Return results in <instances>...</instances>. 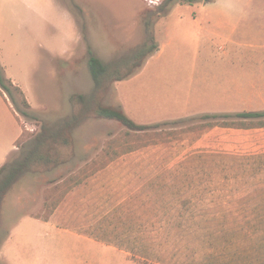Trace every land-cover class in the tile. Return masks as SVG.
I'll return each instance as SVG.
<instances>
[{
	"label": "rangeland",
	"instance_id": "rangeland-1",
	"mask_svg": "<svg viewBox=\"0 0 264 264\" xmlns=\"http://www.w3.org/2000/svg\"><path fill=\"white\" fill-rule=\"evenodd\" d=\"M164 1L0 0V64L37 117L17 120L0 93V162L20 126L8 162L80 110L71 97L94 89L88 44L111 62L155 38L144 66L101 95L138 124L264 112V0H176L166 13ZM234 121L136 135L89 115L55 145L57 168L37 165L8 192L0 264H237L242 221L264 213V130Z\"/></svg>",
	"mask_w": 264,
	"mask_h": 264
},
{
	"label": "trees",
	"instance_id": "trees-1",
	"mask_svg": "<svg viewBox=\"0 0 264 264\" xmlns=\"http://www.w3.org/2000/svg\"><path fill=\"white\" fill-rule=\"evenodd\" d=\"M173 1L176 0H165L157 9L160 12L166 13V8ZM178 1L186 4L194 3V0ZM74 6L80 13H82L79 6L76 4ZM156 49L157 44L155 38L150 36L147 42L135 49L133 53L123 55L111 62H105L96 55L90 44L87 45L88 68L94 84L93 92L89 96L82 94L73 95L71 101H77L81 105L80 110L57 124L55 127L49 128L43 126L41 133L29 142L27 148L23 151L21 158L8 162L0 168V212L8 192L25 174L31 171L33 167L44 165L52 171L59 166L61 154L58 152L59 150H56L55 145L57 143L60 144V142L61 144L69 145L72 132L78 128L89 115H94L99 119L117 122L125 127L129 134L134 133L136 135H148L152 133L155 135H163L165 131H167V135H172L176 131L174 129L175 125L185 124L187 121H193L196 119L206 121L207 123L201 125H207L210 128L219 125L226 128H233L235 127L234 119L258 123L250 128H264V112L207 114L198 118L183 119L176 122L143 125L135 122L121 109L105 106L101 102V95L109 90L112 84L125 81L134 76L144 66L147 59L156 51ZM15 92L20 96V102L18 101ZM0 93L7 102L10 101L17 118H19L20 115L28 120L37 119V117L31 112V106L27 101L23 90L6 76L5 69L1 64ZM219 119H223V122H219ZM20 138L16 142V146L18 145ZM135 151L137 150H127L121 155L133 153ZM194 156H196V154ZM241 203L245 204V206L251 204V202L245 200ZM55 208L56 207L53 208L52 206L53 210H55ZM257 208L258 206H256V209ZM259 209L264 211V202L259 205ZM242 222L243 224H241L240 228L244 230L246 229L245 233L248 244L245 246L243 245L239 252L234 254L235 262H237V264H264V237L259 242L254 243L251 236V234L255 235L259 232H264V213L246 216Z\"/></svg>",
	"mask_w": 264,
	"mask_h": 264
},
{
	"label": "crops",
	"instance_id": "crops-1",
	"mask_svg": "<svg viewBox=\"0 0 264 264\" xmlns=\"http://www.w3.org/2000/svg\"><path fill=\"white\" fill-rule=\"evenodd\" d=\"M16 115V114H15ZM16 119L18 120V118L16 117ZM20 125V124H19ZM261 130H264V128H261ZM21 135H22V129H21V126H20V131H19V133H18V135H17V137H16V139H15V141H14V144H13V150H11L10 152H7L6 153V155L4 156V158L2 159V161L0 162V168L2 167V166H4L7 162H8V159H9V157L11 156V154L12 153H14V147L16 146V142L18 141V139L21 137ZM149 229V228H148ZM150 256L151 254H150V252L148 251L147 252V256Z\"/></svg>",
	"mask_w": 264,
	"mask_h": 264
},
{
	"label": "water",
	"instance_id": "water-1",
	"mask_svg": "<svg viewBox=\"0 0 264 264\" xmlns=\"http://www.w3.org/2000/svg\"><path fill=\"white\" fill-rule=\"evenodd\" d=\"M207 2H209L210 0H206Z\"/></svg>",
	"mask_w": 264,
	"mask_h": 264
},
{
	"label": "built area",
	"instance_id": "built-area-1",
	"mask_svg": "<svg viewBox=\"0 0 264 264\" xmlns=\"http://www.w3.org/2000/svg\"><path fill=\"white\" fill-rule=\"evenodd\" d=\"M151 3H153V2H151Z\"/></svg>",
	"mask_w": 264,
	"mask_h": 264
}]
</instances>
